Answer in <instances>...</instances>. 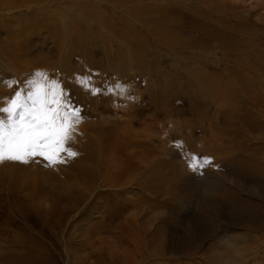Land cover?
Here are the masks:
<instances>
[{
	"label": "rangeland",
	"instance_id": "374dc122",
	"mask_svg": "<svg viewBox=\"0 0 264 264\" xmlns=\"http://www.w3.org/2000/svg\"><path fill=\"white\" fill-rule=\"evenodd\" d=\"M64 1L67 2L36 1L37 4L44 3L52 15L45 19L51 26L48 31L42 28L38 35L32 27L24 25L27 33H34L28 37V49L22 50L20 46L22 51L18 49L19 44L16 46L13 41L19 31L17 25L22 24L18 21L21 17L17 15L31 12L24 6L14 12L0 11V108L6 106L16 91L26 95L29 90L26 81L35 79L37 73L58 81L67 98L75 95L80 87L92 92L89 87L94 85L99 89L95 95L101 103L96 104V108H92V102L89 103L88 107L93 109L90 110L93 114H90L83 105L88 104L95 95L91 94L88 101L84 98L79 100L81 107L73 101L75 99L70 98L71 104L80 110L81 120L75 124L74 139L68 147L73 146L72 149L84 154V158L65 156L66 162L55 166H49L41 157L26 164L14 161L0 163V264H15V258L27 248L45 253L47 259L44 264H114L110 257H116L115 251L123 256L117 226L126 224L127 220H136L142 231V235L135 236V242L130 240L125 256L127 264H264V228L250 229L235 223L234 216L227 214L224 220L223 213L214 216L220 231L212 237L192 242V252L152 255L148 241H155L175 231L179 233L175 238L181 236L186 228L183 224L190 223L192 217L203 218L206 223L208 219L200 209L198 198L204 195L202 192L206 186L219 193L224 186L223 189L230 188L264 205V198L249 192L247 188L251 187V178L245 177L241 184H236V181L222 176L220 172H234L237 158L264 159V116L254 113V116H259L256 120L258 125L250 124L243 118L241 110L242 78L249 76L247 80H251L250 84L255 83L252 85L258 89L263 84L264 90V63L261 65L264 62V0H125V6L113 0H89L106 11L114 10V16L110 15V18L116 22L125 19L133 24L134 29H138L143 39L133 42L131 48L121 39L120 43L114 40L109 45L110 40H107L103 44L98 33H105L108 39L112 38V33L99 25L93 28L91 22H86L79 32L69 23L70 14L65 11ZM149 6L150 14L146 12ZM163 9L175 11L166 22L178 24L182 30L170 32V23L159 26L158 21L147 20L158 19ZM200 14H205L207 18L213 16V19L226 16L228 25L235 28L236 24L246 30L240 37L247 43L246 48H237L238 51H231L232 56L228 57L226 53L230 51L218 46V39L209 41L204 32L195 27L194 23L204 18ZM52 17L55 21L53 24L49 21ZM164 39H170L171 45L177 41L186 45L181 50H171V45H166ZM83 40L84 45L81 46L79 43ZM76 45L83 51L95 49L94 58L90 61L85 55L82 59L78 58L77 55L82 53ZM18 50L20 52L15 53ZM105 53L111 58L105 57ZM150 64L155 69L168 71V74L173 72L178 85H185L187 77L177 73L176 66L178 70H189L188 76L194 82L202 75L198 68L194 72L197 66H208L210 70L218 71L226 67L223 82L227 88L224 90L223 87V94L220 95L210 89L204 90L205 83L196 81L193 90L197 93H192L196 99L195 105L200 107L196 114L188 111L189 95L185 88L181 92L178 90L180 93L177 91L174 99L171 97L172 101L166 104V112L160 111L158 105L152 103L157 88L149 87L147 82L151 79V84L152 80L162 77L143 79L138 76L139 72H147ZM120 69L123 75L118 71ZM74 74L77 76L73 77ZM218 79L222 81V77ZM84 82L87 88L82 86ZM117 85L123 86L124 91H120ZM119 93H126L128 99ZM219 109L222 111L218 112ZM97 122H100V126ZM113 124L119 125L117 133H109ZM232 126H235L234 136L237 139L227 141L225 137ZM98 131H103L102 135ZM246 137L250 140L247 141ZM220 138H224V141ZM88 142L95 143L96 149H90L86 144ZM148 144L154 146L153 150H148ZM211 144L214 149L220 145H230V153H210L213 151ZM109 146L112 150L108 155L102 154V149L104 151ZM193 156L199 158L200 162L203 158H209L211 163L194 172L188 167ZM129 160V169L120 168L119 165ZM157 161L162 164L159 169L155 165ZM108 163L113 170L107 171ZM258 182L264 187V177L259 178ZM226 203L222 201L223 208ZM57 211L63 212L64 217ZM170 211H174L171 219ZM142 221H147V230L142 228ZM164 221L169 222L166 225ZM95 222L103 225L99 232L88 235L89 224ZM161 224L167 235L162 234ZM124 228L127 229V225ZM156 229L158 234L152 236ZM103 241L108 245H104Z\"/></svg>",
	"mask_w": 264,
	"mask_h": 264
},
{
	"label": "bare ground",
	"instance_id": "6f19581e",
	"mask_svg": "<svg viewBox=\"0 0 264 264\" xmlns=\"http://www.w3.org/2000/svg\"><path fill=\"white\" fill-rule=\"evenodd\" d=\"M36 1H39V0H0V11L4 10L6 12L7 11H13L14 12V11L19 10L21 7L24 6L25 7L24 9H27V10H29L31 12V13H28L27 12V13H24V14L17 15V16H20L21 17V19H19L18 21H21L22 24L24 23L23 25L22 24L21 25L20 24L17 25L19 31H17L18 33L15 34V36H14L15 38L13 39V41H15L14 44L16 46H17V44H19V46H18L19 48L18 49L20 51L23 50L22 48L28 49V47H27L28 46V41L27 40H28V37L31 34H33L35 32L36 34L38 33V35H39V33H41L42 28H46V30L48 31L50 29L49 26H51V24L49 25V24H47V22H45V19H49V16L51 17L52 15H50L48 13V10L45 8L46 6L44 7V3L43 4H37ZM41 1L46 2V0H41ZM110 1H112V0H110ZM113 1H116L117 3H121L120 5H124L123 3H125L124 2L125 0H113ZM67 2H69V4H67ZM67 2H65L66 3V5H65V8H66L65 11L66 12L68 11V15L70 14L69 23H72V25H73L74 28H78V30L79 29L82 30V27H84L86 25L85 24L86 22H88V23L91 22L92 23L91 25L93 26V28L96 27L97 25H99L105 31H108V32L110 31L112 33L113 36H112V38L109 36L110 37L109 39H108V37L106 36L105 33L104 34L103 33H98V36L103 41V44H105L107 40H110L109 45H111L114 40H116L118 43H120L119 40L121 39L123 42H126V43L130 44V47L129 48H131L133 42H135L136 40H139V39H141V40L143 39L142 34L138 31V29H134L133 28V24L131 22L128 23V22H126L125 19H123V20L121 19L122 22H119L118 23V22H116V20L111 19L110 18V15H113L114 16V10L112 12H110L107 9V11H106V10H104V7L102 8L98 3H96V2H89V0L88 1H85V0H80V1L73 0L72 2L67 0ZM149 4H151V2H149ZM150 7L151 6H149L146 9V12L149 13V14H150V12H152V11H149V8ZM47 8H48V6H47ZM108 12H110L112 14H109ZM75 13H76V15H73ZM173 13H175V11L163 9L162 12H161V15L162 16H160L158 19H150V18H147V20H156V21L159 22L158 23L159 26H161V25L164 26L165 24L170 23L171 24V27H169V29H172V31H170V32H175L173 30H178V29L179 30H182V28L180 27V25H178V24L174 25V23L173 22H170V21L169 22H166L170 17H172ZM260 15H261V12H260ZM200 16L201 17H204V18L203 19L199 18V22L198 23H196V22L194 23L195 27L200 28L202 30V32H204L205 38H207L209 41H213L214 39H218L219 41L217 40V45L218 46L221 45V47H223L224 49H227L228 51H230V52H227L226 53L228 55V57L229 56L230 57L232 56L231 55V51H232V53H234V52H237L240 48H243V49L246 48L247 43H244V41H242L240 37L242 35H244L243 33L247 32V31L244 30L243 28H240L236 24H234L235 25V28L232 27V26H230V25H228V23H229L228 17H226V16L225 17H220V18L215 17L213 19V16H210V17L207 18V17H205V14H200ZM161 17H163V18H161ZM52 19H53V17L50 18L49 21H51V23L53 24V23H55V21H54V19L53 20ZM66 22L68 23V20ZM140 23L142 25V22H139V24ZM149 23H151V22L149 21ZM24 25H25V27L28 26V28L29 27H32L33 30H34V32L31 31V33L30 32L27 33L28 31L24 27ZM149 25H151V24H149ZM145 28H146V26H145ZM80 30H79V32H81ZM248 33H250V32H248ZM25 37H26V39H25ZM160 38H161V36H160ZM245 39H246V37H245ZM162 40H163V38H162ZM164 40H165L164 43H166V45H171V43L169 41L170 39L169 40L164 39ZM173 41H174V39H173ZM83 43H84V40L82 42H80L79 44L82 46V45H84ZM214 43H216V42H214ZM11 44H12V42H11ZM184 45H186V44L180 43V41H177V42L174 43V45H171L169 48L171 50H172V48H174V49L175 48H178V49L181 50L184 47ZM20 46H21V49L22 50L20 49ZM13 47H14V45H13ZM237 48H238V50H237ZM59 49L60 48H58V50ZM77 49L79 50L80 53H82L81 55H77L78 58L80 57V59H82V56L83 55H85L89 59L88 61H90V60H92L94 58L93 56H94V50L95 49H92L91 50V48H89L86 51L85 50L83 51V50H81V48H78V46H77ZM170 49H168V50L170 51ZM19 50H18V52L17 51L16 52L14 51V52L18 54L20 52ZM127 51H128V49H127ZM171 52H173V51H171ZM175 52H177V50ZM175 52H173V53H175ZM66 55H67V53H66ZM112 56H114L113 53H112ZM105 57L111 58L110 55L107 54V53H105ZM50 58H51V56H50ZM263 63L264 62H262L261 65ZM246 64H247V62H246ZM45 66H48V64L45 65ZM149 66L150 67H149V69H148L147 72H145V73H142V72H139L138 73L137 72V73H138V76L141 77V78H143V79L145 77H148V78H152V77H162L161 79L159 78L157 80H152V83L151 84L149 83L151 81V79H150L149 82H147V84L149 85V87L156 86V88H157L156 89V93H154L153 102L152 101L151 102L152 103H156L158 105L160 111H163L164 110V112H166L167 111V108H166L167 105L166 104L169 101H172L171 100L172 99L171 97L173 96V99H174V96H175L174 94H176V92L178 90L180 91L183 88H185L186 91L188 90L187 93L189 95V108H188L189 110L188 111L191 114L192 113L193 114H196L200 110V107H197L195 105L196 104L195 103V100L196 99H195V97L193 95V94H196L197 93L196 91L193 90V87L195 86L196 81H203L205 83L204 90L210 89L209 91L214 92V93L219 92L218 94H220V95L223 94L222 88L224 87V90L227 88L226 85L223 82L225 80V79L223 80V77H224V72H226V67L224 68V70H220V71H222V73H221L218 70H214L213 68H215V67L212 68L213 70H210L208 68V66H203L202 65V68L200 67L201 65L200 66H197L194 69V72L198 68L200 70V72H201L202 75H201V77H199L194 82V81L190 80V78L188 76L189 75V70H187L186 68H183V69L178 70V69H176V67H177L176 66L175 67V71L177 73H180V74L185 75L187 77L186 78V81L184 82L185 85H183V84H181V85L179 84L178 85V83L174 79L175 76H174V73L173 72H171V73L169 72V74H168V71L166 73L163 70L155 69L151 64ZM243 66H246V65H243ZM118 71L121 73V75H123V73H122L123 70L122 69H120ZM56 72H58V71H56ZM48 74L49 73H47V76H49ZM76 76L77 75L74 74L73 77H76ZM220 77H222V81H220L218 79ZM243 77H245V76H243ZM248 77H247V79H248ZM86 78H89V76L86 75ZM247 79L242 78V81H241L242 82V88H243L242 91H241L242 92L241 98L243 99L242 100L243 103L241 104V110H242L243 115H244V117L243 116L242 117L245 120H247L250 124L258 125V121H256V120H257V118L259 116H254V113L257 112L261 116H264V107H262L263 106V101H264V94L262 93V92H264V90L262 88L263 84H260V88L258 89V88L255 87V85H252V84H255V83L250 84L251 83L250 82L251 80L249 81ZM70 80H72V79H70ZM76 80H78V78ZM237 80H238V78H237ZM252 82H254V80ZM85 85H86V83L84 82L82 84V86L84 87ZM89 88L90 89H93V88H95V86L93 85V86H90ZM77 89H79V88H77ZM179 91H178V93L181 92V91L180 92ZM91 94H92V92L86 91L85 89H83V88L80 87V89L77 91V93L75 95H72L71 94V95L68 96V98L69 99L70 98L75 99L73 101L75 103L79 104L78 101L81 100L82 98H84L83 100L88 101L87 99L91 96ZM218 94H216V95H218ZM119 95L122 96L124 99L125 98L128 99L126 93H119ZM220 95H218V96H220ZM91 102H92V104H91L92 108H96L95 105L98 104V103H101L100 100H99V98L95 95V98H93V99H91V100H89L87 102L88 104L85 103L83 105L84 107H86L87 113H90L91 112L90 110H93L92 108H89L88 107L89 106V103H91ZM79 106L81 107L80 104H79ZM252 109H253V111H252ZM219 111H222V110L219 109L218 112ZM168 112H170L169 109H168ZM90 114H93V113H90ZM222 114H223V112H222ZM225 116H226V114H225ZM199 117H200V115H199ZM214 122H216V121H214ZM97 123L100 126V122H97ZM210 123H213V122H210ZM110 126H112V125H110ZM117 127H119L118 124H113V126H112L113 129L109 128L111 130L109 133H117V129H118ZM212 128H214V126ZM215 128H216V125H215ZM235 130H236L235 129V126H232L231 129L229 128V131L227 132L226 137H225L227 141H230L232 138H236V136H234L235 135ZM119 131L121 132V130H119ZM223 132H225V131H223ZM98 133L100 135H102L103 131H98ZM240 133L242 134L243 131H241ZM222 134L224 135V133H222ZM215 135H217V134L215 133ZM176 136H177V134H176ZM217 138H219V137H217ZM220 139H223V141H224V138H220ZM246 140L248 141L250 139L248 137H246ZM213 141H214V139H213ZM209 143H211V141H209ZM229 143H231V142H229ZM86 144H88V147L90 149H96L95 148L96 146L94 147V145H96L95 143L88 142ZM242 144H243V142H242ZM211 145H212V147L214 146L213 144H211ZM84 146H85V144H84ZM217 146L218 145H215V147H217ZM69 147L72 149L73 146L71 147V145H70ZM153 147L154 146L152 144H148V146H147L148 150H150V149L153 150ZM212 147H211V149H212ZM231 147L232 148H235V146H231ZM229 148H230V145H228L226 147L220 145L218 149L217 148L214 149V147H213V151L211 150L210 153L215 152V154H216V152H217V154H218V152L220 153L222 151L223 152L226 151L228 153L229 150H231ZM111 150H112L111 146H109L106 149H104V151L102 149V154L104 153V154H107L108 155V153ZM261 150H262V148H261ZM73 151H75L77 153L76 149L73 150ZM90 152H94V150H90ZM114 154H116V153H114ZM134 155H135V153H134ZM77 156L80 157V158H84L85 155L84 154H78ZM127 158H125V159L128 160ZM169 159L171 160V158H169ZM171 161H173V160H171ZM235 161H236V164L235 165L237 166V168H235V171L234 172L220 171L221 174H222V176L224 175L225 177L227 176L229 179H233L234 181H236V184L237 183L238 184H241L243 182L242 179L243 178L245 179V177L251 178V182H252L250 184L251 187H247V188H249V192H252L256 196H259L261 198H264V187L261 186L259 184V182H258V179L259 178L261 179V177H264V170H263V167H264V159H259L257 157L256 159L248 160V158H243L242 157V158H237ZM95 162H96V160H95ZM158 162L159 161H157V164H155V165H157L158 166V169H159L160 166H162V164L161 163H158ZM146 163H147V161H146ZM130 165H131V161L129 160L128 162H124L122 165H119V166H120V168H123V169L126 170V169H129L130 168ZM97 166L99 167V164ZM101 166H102V164H101ZM19 167H21V164L19 165ZM106 167H108L107 168V171L113 170V166L110 165V164L109 165H106ZM115 167H117V166H115ZM154 167H156V166H154ZM103 170H104V168H103ZM12 171L14 172V170H12ZM15 172H18V170L15 171ZM241 180H242V182H241ZM195 184H197V183H195ZM223 188H224V186H223ZM223 188H222L221 193H219L220 191L218 192V190H217V191L214 192L212 187L206 186V187L203 188V192H202V193H204V195L198 196L199 203H200L199 204L200 205V209H201V211L203 213H205L206 218L208 219L209 222L206 221V223H205L204 220H203V218H199L198 217V218L195 219V218L192 217V219L189 221L190 223L183 224V226L186 227L185 229L182 230V233L183 234H181V236L176 237V238H175V235L179 234L178 232L175 231V233H173L174 232L173 231L172 232L173 234L167 235L166 232H164V230H162V224H161V232H162L163 235L165 233L167 236L158 237L159 239H157L155 241L152 240V239L148 240L149 238H147V240L150 241V251H149L150 254H152V255H162V256L168 255V256H170V255H174L175 253H181L182 251H191L192 252V244L194 242L200 241L201 239H205V238L212 237V236H214V234H217L220 231L219 230L220 229V225L216 221L217 218L214 217L215 214H218V213L219 214L220 213H223V219L224 220H225L224 216H225V214H227L230 217L231 216H234L233 218L235 219V223H238V224L243 225L245 227H249L250 229H254V228H255V230L258 229V228H262L263 229L264 228V205L258 204V202H254L253 199L248 198L250 196L243 197V196H241V194H238V193L234 192V190H230V188H228V189H223ZM225 188H227V186ZM46 198H48V197H46ZM223 200L227 202L226 203V206H225L226 208L225 207L223 208V206H222V201ZM57 212L64 217L63 212H59V211H57ZM173 212L174 211H170L169 212V215H170L169 216V219H171V217H172L171 215H172ZM220 216H222V215H220ZM131 222L133 223V225L131 224ZM131 222L129 220H127V223L126 224L123 223L122 225L117 226L118 234H119L118 235L119 243L121 241V243H120V251L122 252V255L123 256H121L118 251H115V256L116 257H110L111 258V261H114L117 264H127L128 263V261H127V259H126L125 256L128 253V251H129L128 248L130 246V243H131L132 240H133V242H135V236H138L140 234L142 235V231L139 229L137 221L135 220V222L134 221H131ZM167 222H169V221H164V224L167 225ZM191 222H192V230H190L191 229ZM146 223H147V221H145V222L142 221V228L144 227L147 230L148 227H147ZM193 224H194V226H193ZM102 225L103 224L102 223H99V222H95V223L89 224L88 229H87V234L88 235L89 234L91 235V234H93L95 232H99L98 229H100L102 227ZM125 225H127V229L124 228ZM132 227H134V228H132ZM132 229H134V230H132ZM157 232L158 231L156 229V233H153L152 236L157 235L158 234ZM143 234H145V233H143ZM192 235H194V236L191 237ZM123 240L126 241V244L128 243V245L123 244V242H124ZM157 242H158V244H157ZM103 244L104 245L105 244L108 245V242L103 241ZM191 252H188V253H191ZM130 255H131V253H130ZM132 256L133 255H131V257ZM46 257H47V255L45 253H40L36 249H28L27 248L26 250H23L22 251V253H21V255H19V257H16L15 258L16 259L15 260V264H44V261L47 259ZM123 259H125V262L123 261ZM10 260L12 261V259H10Z\"/></svg>",
	"mask_w": 264,
	"mask_h": 264
},
{
	"label": "snow or ice",
	"instance_id": "6c2138e0",
	"mask_svg": "<svg viewBox=\"0 0 264 264\" xmlns=\"http://www.w3.org/2000/svg\"><path fill=\"white\" fill-rule=\"evenodd\" d=\"M26 81V95L16 91L0 108V163L14 161L28 163L37 157L49 166L66 162L63 157L78 155L68 145L74 139L75 124L81 120L80 110L68 99L58 81L43 73ZM87 88V85H85ZM120 91L123 86L117 85ZM95 95L99 89H91ZM209 158L191 157L188 167L192 171L209 165Z\"/></svg>",
	"mask_w": 264,
	"mask_h": 264
}]
</instances>
